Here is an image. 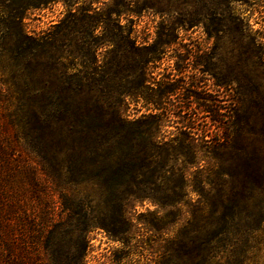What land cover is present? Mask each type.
I'll use <instances>...</instances> for the list:
<instances>
[{"label": "trees", "instance_id": "16d2710c", "mask_svg": "<svg viewBox=\"0 0 264 264\" xmlns=\"http://www.w3.org/2000/svg\"><path fill=\"white\" fill-rule=\"evenodd\" d=\"M55 1L79 2L0 0V264H87L95 229L129 255L134 217L153 235L152 264H264V153L229 151V92L186 88L192 100L179 105L163 100L176 87L143 91L148 63L169 41L137 43L132 20L121 23L135 11L123 3L84 0L53 31H27V13ZM110 21L87 65L56 44L77 23ZM250 43L264 64V35L255 29ZM100 46L113 55L99 63ZM128 60L140 91L120 89ZM139 100L146 111L128 119ZM172 117L177 135H145ZM145 201L157 208L148 219L136 208Z\"/></svg>", "mask_w": 264, "mask_h": 264}, {"label": "rangeland", "instance_id": "374dc122", "mask_svg": "<svg viewBox=\"0 0 264 264\" xmlns=\"http://www.w3.org/2000/svg\"><path fill=\"white\" fill-rule=\"evenodd\" d=\"M78 1V6L73 9L61 1H55L29 11L24 19L26 30L34 33L53 31L54 25L70 11L79 14L84 0ZM117 3H123L124 7L135 11L128 16L122 15L121 23L128 27L130 22L127 19L132 20L133 37L137 43H151L155 39L159 42L169 41L162 56L148 63L142 90L150 92L146 86L161 90L176 87V91L163 100L179 105H188L192 100V97L186 98V88L190 91L203 88L210 93H216L218 89L222 95L225 91L229 92L224 95L233 103L227 123L232 142L229 151L235 154H263L264 64L256 61L250 36L255 29L264 35V0H110L108 7ZM96 5L100 7L101 15H105V5ZM112 24L110 21L106 29L103 26L93 29L87 22L77 23L72 31L69 30L68 38L63 36L56 44L65 49L64 41L69 43L70 48L79 53L78 60H85L87 65L95 53L94 35L113 29ZM60 36L61 33L58 34ZM112 53L108 51L105 54V47H98V62ZM127 63L119 79L120 89L133 87L131 91H140L138 70L130 67L132 61L128 60ZM86 70L91 69L87 67ZM219 84L221 87L218 88ZM146 107L141 100L131 101L125 115L133 119L145 112ZM180 125V119L172 117L161 129L147 131L145 135L157 138L177 135ZM209 127L214 129V125ZM201 164L203 162L192 166V169L201 167ZM190 197L195 199L196 195L190 193ZM136 208L144 213L145 219L151 217L147 211L157 209L149 201ZM184 216L187 217L188 213H184ZM132 221L135 224L133 237L138 245L134 252L126 255L128 248L120 241L113 240L103 229H95L89 233L86 263L152 264L154 254L148 248V243L153 235L144 229L136 217Z\"/></svg>", "mask_w": 264, "mask_h": 264}]
</instances>
